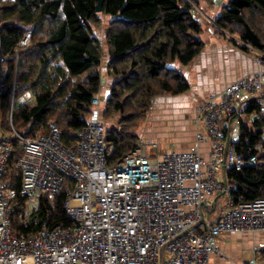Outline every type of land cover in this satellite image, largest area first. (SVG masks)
<instances>
[{"label": "built area", "instance_id": "2783aa9c", "mask_svg": "<svg viewBox=\"0 0 264 264\" xmlns=\"http://www.w3.org/2000/svg\"><path fill=\"white\" fill-rule=\"evenodd\" d=\"M30 38L31 33L26 34L19 48ZM261 57L256 58L255 73L197 106L193 149L160 153L159 145L141 140L108 167V97L102 86L75 146L63 144L56 125L48 134L29 138L15 128L14 117L34 96L17 82V74L8 82V58L0 37V100L8 91L10 95V134L0 130V264H211L213 256L226 259L221 236L264 235V199L236 200L225 185L229 172L257 165V156L239 155L232 143L239 139L233 121L244 117V103L257 105L253 119L257 111L264 116ZM15 58L17 63L19 50ZM202 144L208 145L207 152L199 148ZM17 149L21 157L14 174L10 161ZM61 193L67 196L71 226L45 224L30 236L14 231L11 216L19 195L25 198L23 216L28 222L42 195L53 199Z\"/></svg>", "mask_w": 264, "mask_h": 264}, {"label": "trees", "instance_id": "16d2710c", "mask_svg": "<svg viewBox=\"0 0 264 264\" xmlns=\"http://www.w3.org/2000/svg\"><path fill=\"white\" fill-rule=\"evenodd\" d=\"M213 1L103 0V11L98 13L97 0H0L8 82L17 74V82L34 96L32 104L15 112V128L35 138L56 125L64 145L77 144L102 85L103 47L95 32L102 27V17L111 18L106 33L111 82L104 118L120 117L116 126L107 128L105 138L107 166H114L137 148V130L152 100L190 89L186 78L172 66L186 68L204 50V30L196 11L203 12L204 5L216 10ZM215 21L230 41L264 59V0H227ZM28 33L30 41L20 49ZM248 103L239 122L240 137L232 145L245 158L257 156V165L229 172L225 185L236 200L252 202L264 199V116L257 111L258 117L251 119L258 107L253 101ZM9 105L8 91L0 100V110L8 112ZM18 154L17 149L10 161L14 174ZM16 188H20L18 182ZM66 201L65 193L53 199L42 195L27 223L25 198L19 195L11 216L14 231L30 236L45 224L71 226ZM259 259L264 261V252Z\"/></svg>", "mask_w": 264, "mask_h": 264}, {"label": "crops", "instance_id": "0c3cea01", "mask_svg": "<svg viewBox=\"0 0 264 264\" xmlns=\"http://www.w3.org/2000/svg\"><path fill=\"white\" fill-rule=\"evenodd\" d=\"M216 7V10L210 11V14L204 16L201 21L204 27L202 40L206 44L204 51L186 68H181L179 64L172 66L186 78L190 89L179 95H168L159 98L154 116L159 118L162 127L160 130V127L157 126L159 130L154 135L155 137L150 143H146L159 144V141H165L164 147L161 144L159 145L160 153L188 152L193 149L196 144V131L193 120L196 117L197 106L221 93L227 85L255 73L259 69L253 55L242 50L233 42L230 43L217 32L211 33V21L215 14L219 13V7ZM104 61V63L102 62L101 71L106 73L107 88L103 91L109 97L111 80L107 75V69L110 57L107 58L106 56ZM102 81H104L103 76ZM248 105L250 104L247 103V108ZM233 127L238 139L240 137L239 121H233ZM199 148L203 152H207L209 149L206 144H202ZM223 198V196L218 198V201H222ZM212 213L213 211H211ZM211 219L210 216V221ZM219 242L226 259L213 256L211 264H244L253 259L256 260L257 264H264V261L259 259L264 252V235L262 234L256 236L251 234H225L221 236Z\"/></svg>", "mask_w": 264, "mask_h": 264}, {"label": "rangeland", "instance_id": "374dc122", "mask_svg": "<svg viewBox=\"0 0 264 264\" xmlns=\"http://www.w3.org/2000/svg\"><path fill=\"white\" fill-rule=\"evenodd\" d=\"M226 1L227 0H214L213 3L215 5V7L218 6L220 9V7ZM216 9H217V7H216ZM205 11H207V12H205ZM210 11L212 12L213 10L207 8V6L204 5L203 12H201L199 10L196 11V18L201 23V21L204 19V16H207V14H210L209 13ZM204 13H206V15H204ZM211 15H213V14H211ZM217 17H218V14H215V17L211 21V23H212L211 24V27H212L211 33L217 32L221 37L225 38L230 43L233 42V41H230L228 39V37H229L228 34H224L223 31H221V29L219 27H217L216 21H215ZM102 18H103L102 27L100 29L96 30L95 35L100 39V41L102 43V47H103V58L102 59H103V63H104L105 62L104 60H106V56H107V58L109 57L108 47L106 44V33H107V28H108L109 22L111 21V18H108L105 16ZM202 27H203V24H202ZM203 30H204V27H203ZM233 38H235V37H233ZM205 46H206V44H205ZM204 49H205V47H204ZM102 76L104 77V81H102L101 86L103 87L102 90H105L107 88V85H106L107 81H106V73L103 71H102ZM30 94L31 93H29V95ZM165 96H168V95H165ZM165 96L164 95L157 96L152 100L149 111L146 113V117H145L144 121L141 123L139 129L137 130V133L139 135V141L143 140L145 142L150 143L151 140L155 137L154 135H156L157 131L159 130V129H157V126L160 127V130H161V127H162L161 121L159 120L158 117L154 116V114H155V111L157 110L158 101L160 100L159 98L165 97ZM246 108H247V103H245L243 105V110H245ZM119 118L120 117L117 116L112 120H106V124H107L108 128L110 129L111 127L116 126L118 121H119ZM193 125L195 128L194 120H193ZM0 130L3 131V133H5V134H10L9 125L7 122V110L3 109V108L0 110ZM195 131L197 132L196 128H195ZM164 142L165 141L161 140V141H159V144H157V145L161 144L164 147V145H165ZM110 153H112V149H110L109 154ZM20 157H21V154L16 155L13 163L16 164V162L20 159Z\"/></svg>", "mask_w": 264, "mask_h": 264}, {"label": "water", "instance_id": "95a60500", "mask_svg": "<svg viewBox=\"0 0 264 264\" xmlns=\"http://www.w3.org/2000/svg\"><path fill=\"white\" fill-rule=\"evenodd\" d=\"M98 5H97V12L101 13L103 11V0H97Z\"/></svg>", "mask_w": 264, "mask_h": 264}, {"label": "bare ground", "instance_id": "6f19581e", "mask_svg": "<svg viewBox=\"0 0 264 264\" xmlns=\"http://www.w3.org/2000/svg\"><path fill=\"white\" fill-rule=\"evenodd\" d=\"M27 222V221H26ZM28 223V222H27ZM71 224V223H70ZM53 228V227H52ZM221 238V237H220Z\"/></svg>", "mask_w": 264, "mask_h": 264}]
</instances>
